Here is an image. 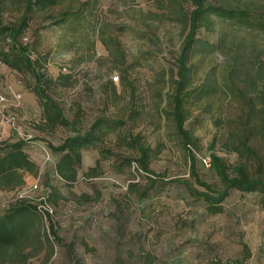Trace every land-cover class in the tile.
Here are the masks:
<instances>
[{
	"label": "rangeland",
	"instance_id": "374dc122",
	"mask_svg": "<svg viewBox=\"0 0 264 264\" xmlns=\"http://www.w3.org/2000/svg\"><path fill=\"white\" fill-rule=\"evenodd\" d=\"M214 1L247 16H213L196 33L203 46L189 57L187 92L202 90L187 98L184 125L197 137L196 172L220 190L205 156L222 157L230 172L246 161L264 177V0ZM20 2L6 0L1 23L20 16ZM192 8L191 0H62L32 12L23 34L28 53L40 55L46 91L71 125L45 124L33 74L0 61L3 109L17 118L15 128L0 119V140L27 141L37 165L23 172L19 187L0 192V209L36 205L41 195L52 208L47 222L38 211L22 250L12 249L0 264H264V195L234 189L219 212H210L175 129L170 100ZM94 121L98 138L82 150L76 178L67 183L54 170L58 154L49 145ZM244 131L263 160L259 169L253 154L232 148ZM139 144L148 149L149 171L138 161ZM26 173L38 178L36 189L27 188Z\"/></svg>",
	"mask_w": 264,
	"mask_h": 264
},
{
	"label": "trees",
	"instance_id": "16d2710c",
	"mask_svg": "<svg viewBox=\"0 0 264 264\" xmlns=\"http://www.w3.org/2000/svg\"><path fill=\"white\" fill-rule=\"evenodd\" d=\"M62 0H21V14L17 19L10 20L7 23L0 21V61H3L11 68L18 71H30L35 79L32 88L41 102L40 108L43 112L42 121L45 124L54 126L56 123L71 125L60 111L59 107L54 104L46 86L50 82L44 79L43 73L39 71L40 55L31 58L28 51L27 43L21 42L24 31L29 26L30 15L33 11H43L51 9ZM70 1L67 4V11H71ZM193 8L187 14V32L182 41L179 54L176 59L177 78L171 96V114L174 121L175 129L181 139V143L187 152L190 163L191 174L196 183L205 187V191L199 192V196L206 203L207 209L216 213L221 208V202L231 190L237 189L243 193L259 192L264 195V177L252 174L246 161L234 166L233 171H228V165L220 156H211L210 162L216 169V172L223 182V188L214 189L202 180L195 170V155L193 148L196 147L197 137L193 136L184 125L186 119L187 108L185 102L189 96L195 92H201L202 89L196 88L194 92H187L189 83V73L192 62L189 57L198 48H202V42L199 41L196 33L200 28H209L212 24L213 16L221 17L225 20H242L247 16L244 9H235L226 6L214 0H191ZM6 0H0V13L5 9ZM68 14V13H67ZM65 17L57 18L55 22H62ZM5 44L8 45L7 49ZM212 45L205 44L208 50ZM231 71L225 77L229 81L233 79ZM235 75V74H234ZM253 87V82L250 81ZM203 86V85H202ZM204 87V86H203ZM264 113V106L261 107ZM99 126L98 121H94L88 130L80 133L75 132L66 136L60 143L49 145L51 150L58 154V158L54 165L55 172L62 177L67 183L75 180L77 169L81 162L82 150L93 145L95 139L98 138L96 128ZM264 136V126L261 127ZM249 137V131L242 133V138L238 142H232L233 150L246 156L254 155L257 161V168L262 166L263 160L256 156L253 149L246 143ZM138 150L140 158L138 159L141 168L149 171L147 165L148 149L139 144ZM36 163L30 157L27 151V141L19 138L12 140H0V190H12L19 187L22 183V174L24 171L36 172ZM93 167L90 168V170ZM153 181L154 179H150ZM49 200V197L46 196ZM38 210L32 202H18L7 206L6 209H0V259L1 262L8 260L7 256L12 249L22 250L27 239L31 236V230L35 222ZM39 214V213H38ZM41 217V215L39 214ZM50 218V215H48ZM42 219V218H41ZM50 224L51 232L56 236L53 225ZM18 251V254H20Z\"/></svg>",
	"mask_w": 264,
	"mask_h": 264
},
{
	"label": "built area",
	"instance_id": "2783aa9c",
	"mask_svg": "<svg viewBox=\"0 0 264 264\" xmlns=\"http://www.w3.org/2000/svg\"><path fill=\"white\" fill-rule=\"evenodd\" d=\"M28 41H29V37L27 35H22L21 42L25 44V43H28ZM0 69H2L1 65H0ZM117 77H118L117 75H114L113 79L116 80ZM10 94L11 96H13L14 99L20 98V93L18 92L11 91ZM7 102H8V96L6 95V93L0 91V119L7 122L13 128H15L17 124V118L15 117V115L9 114L3 109V105H7L8 104ZM203 162L206 165H209L210 157L209 156L203 157ZM37 180L38 178H35L32 175L27 174V173L25 174V183L28 189H36L38 187ZM27 188L24 191H27L28 190ZM26 196L27 195H25V197ZM19 197H24V192L23 193L20 192ZM36 208L39 211V213L42 215L45 222H47L48 215L52 213V208L48 200L46 199L45 195H41L39 197V203L38 204L36 203Z\"/></svg>",
	"mask_w": 264,
	"mask_h": 264
},
{
	"label": "crops",
	"instance_id": "0c3cea01",
	"mask_svg": "<svg viewBox=\"0 0 264 264\" xmlns=\"http://www.w3.org/2000/svg\"><path fill=\"white\" fill-rule=\"evenodd\" d=\"M1 191H5V190H0V192H1Z\"/></svg>",
	"mask_w": 264,
	"mask_h": 264
}]
</instances>
